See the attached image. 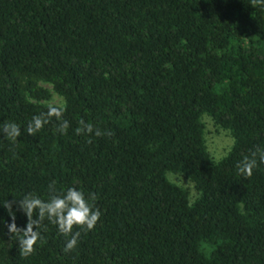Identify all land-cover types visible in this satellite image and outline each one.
I'll return each mask as SVG.
<instances>
[{"label": "trees", "instance_id": "1", "mask_svg": "<svg viewBox=\"0 0 264 264\" xmlns=\"http://www.w3.org/2000/svg\"><path fill=\"white\" fill-rule=\"evenodd\" d=\"M50 103L65 107L67 133L53 117L27 134ZM202 114L232 137L217 160ZM81 119L112 135H76ZM11 122L21 136L0 133V264H264V164L250 178L236 168L264 148V4L0 0V128ZM53 181L94 193L100 220L66 253L45 219L22 257L3 203L46 201Z\"/></svg>", "mask_w": 264, "mask_h": 264}, {"label": "clouds", "instance_id": "2", "mask_svg": "<svg viewBox=\"0 0 264 264\" xmlns=\"http://www.w3.org/2000/svg\"><path fill=\"white\" fill-rule=\"evenodd\" d=\"M258 4H264V0H251L253 7ZM64 111L65 107L63 105L54 106L50 103L47 106V112L32 117L26 128L27 134L35 135L53 117L59 122L57 131L61 134H66L70 125L67 120L63 119ZM0 133L11 142L16 143L17 138L21 136V128L14 122L5 123L0 128ZM75 133L78 136L94 134L96 137L112 135L110 130H102L91 123L85 122L83 119L79 121V127L75 129ZM259 164H264V148L257 146L250 154L245 155L237 163L236 168L239 175L250 178L253 175V170ZM48 190L50 196L46 201L32 193H28L20 200H13L11 202L7 200L3 203V207L7 209L12 219V222L7 224L8 232L11 236L17 238L19 252L22 257L34 254L36 250L34 246L38 241L42 242L39 229L45 219L51 224L56 225L58 232L68 238L64 248L66 253L76 248L82 232L87 234L94 230L100 220L101 211L94 206L96 200L94 193H89L88 197H86L82 190H78L75 187H69L66 191L63 189L57 191L54 181L49 184ZM14 203H18L19 209L27 216V224L24 228L17 227L15 223ZM74 228L79 230L73 232Z\"/></svg>", "mask_w": 264, "mask_h": 264}, {"label": "rangeland", "instance_id": "3", "mask_svg": "<svg viewBox=\"0 0 264 264\" xmlns=\"http://www.w3.org/2000/svg\"><path fill=\"white\" fill-rule=\"evenodd\" d=\"M59 100L60 99L57 95L52 94V97L50 99L51 103H58ZM201 120L204 123L203 136L207 153L213 160H217L222 157L230 147L232 137L230 136L227 130L215 126L206 114L201 115ZM165 175L168 179L173 180L176 184L186 190L187 197L189 200L194 198L195 191L192 188V184L190 181H188L186 178H184L177 172L167 171ZM201 248L205 252H207L210 249V245L207 243H202Z\"/></svg>", "mask_w": 264, "mask_h": 264}]
</instances>
